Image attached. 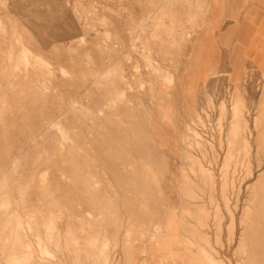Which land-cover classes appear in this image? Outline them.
<instances>
[{
    "label": "rangeland",
    "instance_id": "374dc122",
    "mask_svg": "<svg viewBox=\"0 0 264 264\" xmlns=\"http://www.w3.org/2000/svg\"><path fill=\"white\" fill-rule=\"evenodd\" d=\"M211 1L0 0V177L15 166L11 205L18 207L27 242H36L31 217L33 209L41 211L40 231L48 254H40L39 264H139L148 248L161 256L154 262L159 264L163 254L151 240L157 226L168 230L174 222L173 236L179 239L181 230L200 226L192 212L188 217L198 224L188 220L185 210L194 200L185 184L200 164L217 178L218 212L223 214L220 245L213 236L220 221L218 207L209 196L202 200L212 185L200 174L202 182L194 184L204 194L197 200L210 202L206 206L218 251L214 253L228 264L242 263L236 253L245 227L241 221L264 218V178L258 183L264 173V71L245 72L236 80L217 75L201 86L190 78V66L209 41L205 36L212 26ZM246 119L254 128L250 157L241 143ZM16 161L20 165H13ZM32 169L37 178L50 170L53 197L28 194L34 188L26 190L30 183L24 177ZM223 174L229 176L226 198ZM18 186L29 196H22ZM253 235L252 230L246 235L247 247ZM187 239L180 241L184 249L197 255V243L188 245ZM36 248L32 244L31 249ZM144 259L140 264H149ZM0 264L7 263L1 259Z\"/></svg>",
    "mask_w": 264,
    "mask_h": 264
},
{
    "label": "bare ground",
    "instance_id": "6f19581e",
    "mask_svg": "<svg viewBox=\"0 0 264 264\" xmlns=\"http://www.w3.org/2000/svg\"><path fill=\"white\" fill-rule=\"evenodd\" d=\"M154 1V0H153ZM3 3V2H2ZM68 4V3H67ZM145 8V7H144ZM144 8H141V9H143L144 10ZM155 8V7H154ZM140 9V10H141ZM147 11H148V9H146ZM151 12V11H150ZM155 13H156V11H154ZM162 12V11H161ZM139 13H141V12H139ZM146 14L148 13V12H145ZM154 13V14H155ZM142 16H144V13H142ZM141 16V17H142ZM147 16V15H146ZM146 16H144V17H146ZM173 16V15H172ZM152 18V17H151ZM182 18V17H181ZM178 19V18H177ZM137 20H139V19H137ZM144 20V19H143ZM142 20V21H143ZM131 21V20H130ZM141 21V22H142ZM144 22V21H143ZM16 23V25H17V22H15ZM132 23V22H131ZM137 23V22H136ZM141 24V23H140ZM142 25V24H141ZM13 27V26H12ZM140 27H142V26H140ZM114 28V27H113ZM137 28V27H136ZM12 29V28H11ZM14 29H17V28H14ZM117 29H118V27H117ZM138 29V28H137ZM141 30V29H140ZM147 30V29H146ZM118 31V30H117ZM132 31V30H131ZM162 31H164V30H162L161 29V32ZM147 32V31H146ZM67 34V33H66ZM158 34V33H157ZM145 35V34H144ZM160 35V34H159ZM166 35V34H165ZM13 36V35H12ZM142 36V35H141ZM143 37V36H142ZM11 38H13V37H11ZM129 38H131V37H129ZM163 39H164V37H162ZM161 38V39H162ZM34 39V38H33ZM133 40V39H132ZM134 41V40H133ZM142 41V40H141ZM166 41V40H165ZM14 42V41H13ZM113 42H115V41H113ZM163 42V41H162ZM15 43V42H14ZM166 43V42H165ZM14 48V47H13ZM60 48V47H59ZM6 49V48H5ZM179 49V48H178ZM45 50H47V49H45ZM99 50H101V49H99ZM172 50V49H171ZM14 51V50H13ZM12 51V53H14ZM102 51V50H101ZM120 51V50H119ZM187 51V50H186ZM21 53V52H20ZM30 53V52H29ZM186 53V52H185ZM9 55H11V54H9ZM183 55V54H182ZM18 57V56H17ZM121 57V56H120ZM186 57V56H185ZM10 59V58H9ZM14 59V58H13ZM19 60V59H18ZM155 60V59H154ZM173 60V59H172ZM171 60V61H172ZM5 61V60H4ZM136 61V60H135ZM167 61V60H166ZM11 62V61H10ZM42 62V61H41ZM13 63V62H12ZM16 63H18V61L16 62ZM14 64V63H13ZM18 64H20V63H18ZM17 64V65H18ZM43 64V63H42ZM45 65H46V63H45ZM6 66V65H5ZM14 66H15V64H14ZM13 66V67H14ZM7 68V67H6ZM52 68V67H51ZM8 69V68H7ZM65 69V68H64ZM121 69V68H120ZM66 70V69H65ZM7 71V70H6ZM123 71V70H122ZM152 71H154V70H152ZM8 72V71H7ZM160 72V71H159ZM6 74V73H5ZM49 74V73H48ZM100 74V73H99ZM50 76V75H49ZM158 76V75H157ZM0 77H1V75H0ZM6 77V76H5ZM101 79V78H100ZM126 79V78H125ZM158 79V78H157ZM24 85H26V84H24ZM50 85V84H49ZM23 86V85H22ZM27 86V85H26ZM25 86V87H26ZM5 87V86H4ZM118 89V88H117ZM151 89V88H150ZM22 90V89H21ZM20 90V91H21ZM119 90V89H118ZM22 93H24V92H21V95H22ZM83 93V92H82ZM26 94V93H25ZM152 95V94H151ZM77 96V95H76ZM161 97V96H160ZM75 99H76V97H75ZM79 99V98H78ZM111 99H113L112 97H111ZM121 99V98H120ZM146 99V98H145ZM24 100V99H23ZM126 100V99H125ZM110 101V100H109ZM112 101V100H111ZM146 101V100H145ZM156 101V100H155ZM107 102H108V100H107ZM101 105V104H100ZM96 106V105H95ZM148 106V105H147ZM97 107V106H96ZM100 107V106H99ZM90 108V107H89ZM124 108V107H123ZM99 110V109H98ZM45 111V110H44ZM92 112V111H91ZM99 112H100V110H99ZM16 113V112H15ZM61 115V114H60ZM125 115V114H124ZM161 116V115H160ZM162 117V116H161ZM163 118V117H162ZM56 119V118H55ZM54 119V120H55ZM61 120V119H60ZM247 120V119H246ZM249 120V119H248ZM246 121V123H245V127H244V130H245V132H246V135L245 136H243V138H242V142L241 143H243L244 144V148H245V151H247V155L250 157V156H252L251 155V152H253V150H252V142H253V140H254V132H253V129H251V127H250V122L249 121ZM253 120V119H252ZM21 121V120H20ZM56 121V120H55ZM194 121V120H193ZM17 122L19 123V121L17 120ZM184 122V121H183ZM55 123V122H54ZM254 123H255V120L253 121V124H251V125H254ZM19 124H21V123H19ZM62 124V123H61ZM75 125V124H74ZM243 126V125H242ZM258 126V125H257ZM29 127V126H28ZM28 127H27V129H28ZM49 127V126H48ZM81 127V126H80ZM139 127V126H138ZM45 128V127H44ZM60 128H62L61 126H60ZM26 129V130H27ZM43 129V128H42ZM21 130V129H20ZM29 130V129H28ZM64 130H65V128H64ZM67 130V129H66ZM69 130V129H68ZM89 130V129H88ZM91 130V129H90ZM62 131V130H61ZM243 131V130H242ZM256 131V130H255ZM259 131H260V129H259ZM20 132V131H19ZM22 132V131H21ZM39 132V131H38ZM63 132V131H62ZM257 132V131H256ZM255 132V133H256ZM261 132H263V131H261ZM26 133V132H25ZM170 133V132H169ZM66 135V134H65ZM37 136V135H36ZM75 136V135H74ZM261 136H263V134L261 135ZM38 137V136H37ZM58 137V136H57ZM79 137V136H78ZM257 137V136H256ZM54 138V137H53ZM258 138H259V134H258ZM241 139V138H240ZM260 139V138H259ZM262 139V138H261ZM255 140H257L256 138H255ZM264 140V139H263ZM32 142H33V140H32ZM258 142V141H257ZM171 143V142H170ZM259 143V142H258ZM257 143V145H259ZM261 143H262V141H261ZM260 143V144H261ZM6 144H7V142H6ZM5 144V145H6ZM9 144V143H8ZM7 144V145H8ZM55 144V143H54ZM195 144H196V142H195ZM256 144V143H255ZM262 144H264V143H262ZM4 145V144H3ZM10 145V144H9ZM61 145V144H60ZM196 145H198V144H196ZM206 145V144H205ZM254 146V145H253ZM10 147V146H9ZM25 147V146H24ZM61 147V146H60ZM66 147H68V146H66ZM214 147V146H213ZM263 147V145H261V148ZM71 148V147H70ZM264 148V147H263ZM1 149V148H0ZM211 149V148H210ZM259 149H260V147H259ZM7 150V149H6ZM264 150V149H263ZM50 151V150H49ZM259 151H261V149L259 150ZM10 152V151H9ZM56 152V151H55ZM262 152V151H261ZM22 153H24V151L22 152ZM36 153V152H35ZM207 153V152H206ZM264 153V152H263ZM263 153H260L259 152V156L260 157H262L263 156ZM261 154H262V156H261ZM53 155V154H52ZM206 155V154H205ZM10 156V155H9ZM37 156V155H36ZM63 156H65V155H63ZM100 156V155H99ZM164 156V155H163ZM19 157V156H18ZM20 157H22V155H20ZM66 157V156H65ZM101 157V156H100ZM264 157V156H263ZM263 157L262 158H259V161L261 160V159H263ZM40 159V158H39ZM34 160V159H33ZM67 160V159H66ZM258 160V159H257ZM44 161V160H43ZM68 161V160H67ZM238 161H240V160H238ZM262 161V160H261ZM25 162V161H24ZM30 162H32V161H30ZM5 163V162H4ZM9 163V162H8ZM28 163V162H27ZM43 163H45V162H43ZM56 163V162H55ZM62 163V162H61ZM260 164H261V166H263L262 164H263V162H259ZM259 163H258V165H259ZM2 164V163H1ZM6 164V163H5ZM4 164V165H5ZM20 165V163L19 162H14L13 163V165ZM29 164H31V163H29ZM69 164V163H68ZM11 165V164H10ZM40 165V164H39ZM2 166V165H1ZM22 166H23V163H22ZM44 166V165H43ZM42 166V167H43ZM46 166V165H45ZM54 166V165H53ZM200 166V168H198V169H192V172L193 173H197L196 175H194V177L193 176H189L188 175V177H191V178H189L190 180V184L189 183H187V184H185V186L187 187L186 189V191H187V193L191 196V198H194V200L193 201H191V202H187L186 200H183V201H186L187 203V205L189 206V207H187L188 209H186V206L184 205V202L182 201V203H183V208H182V206H181V209H184V206H185V210L187 211V210H189L188 212H187V217L188 216H190V212H192V214H191V216L194 214L195 215V217H196V219L195 220H197L198 222H199V224H200V226H199V228H197V229H194V226L193 227H190V226H188L185 230L183 229V226L184 225H186L185 224V222H184V224H183V226H180V227H182V229L183 230H181V231H183V233H182V237H183V239H179V238H177V237H175V236H173L174 235V222H172L171 224H170V226L168 227V230H163L162 228H160L159 226H157V230H155V233L153 234V236L154 237H152L151 238V240H153V242H154V244H155V247L157 248V250H158V252L160 253V254H163V258L160 260V263L159 264H183V262L186 260L187 262H188V264H228V262L226 261V260H224V259H222V258H220V257H218V256H220V254L218 255V254H216V255H218V256H216L215 255V253H214V251H216V252H218L217 250H216V248L217 247H214V244L215 243H213V241H212V236H211V233H210V223H209V221H210V216H209V209L207 208V206L206 205H208L210 202H208L207 204H204V205H202L198 200H199V193H201L200 195H201V197H202V195H204V194H202L203 193V190H202V192H201V189L199 190L200 192H198V189L201 187H199L197 184H194V183H196L197 181H199V182H202L200 179H201V177H203V176H201L200 174H202V175H204V178H205V176L207 175L208 177H209V179H210V185H212V187H211V190H210V192H211V194L210 193H208V194H210V195H205V197H203L202 198V200L204 199V198H206L207 196H209V198H210V200L212 199V201H211V203L212 204H214L216 207H218L217 208V212L215 211V214H218V216H216L217 218L219 217V219L218 220H220L219 221V223H217L218 224V227H217V225H216V227H217V232H216V235H213V236H216V241L215 242H217L216 244H220L221 245V240H223L222 239V237H221V235H220V233L222 232L221 230H222V219H221V216L223 215V214H221V215H219V212H218V209H219V205H218V201H219V199L217 198V181H216V179L217 178H215V175L213 174V173H211L209 170H206V169H204V168H202V166H201V164L199 165ZM252 166V165H251ZM13 168V170H9V167L7 168V174L6 175H3V176H1L0 177V180L2 181L1 183H0V253H1V258H0V260L2 259V260H5L6 261V263L7 264H39L40 262H39V259H40V254L41 253H47L48 254V251L45 249V247L44 246H46V242H43L42 241V237H41V231H40V229H41V223H44V222H40L41 221V216H40V210L39 209H33V211H32V213H33V216L31 217L32 218V220H33V222L35 223V229L37 230V232H36V242H27L26 240H25V235H24V232L22 231V228H21V217H20V212H19V210H18V207H16V206H12L11 205V200H13L11 197H12V195H11V193L14 191L13 189H14V187H12V185H11V182L10 181H14L15 182V180H16V178H15V174L17 173L16 172V169H15V166H12ZM39 167V166H38ZM41 167V168H42ZM193 167H194V165H193ZM11 168V167H10ZM23 169H24V167H23ZM1 170V169H0ZM33 171H31L32 172V174H30V175H28V176H26V177H24V179L26 180V181H28L30 184H29V186L28 185H25V186H28V188L26 187V190H30L31 188H34V192L32 191V192H28V194H30L32 197H34V195H36L35 194V192L39 195V197L40 196H42V195H45L46 197H53L52 196V189H51V187L48 185V183H49V178L47 177V175H49V174H51V172H50V170H45L46 172L45 173H43V175L39 178H37V176H36V170L35 169H32ZM72 170V169H71ZM198 171H199V174H198ZM238 171V169L235 171V174H236V172ZM13 173L12 174V176L11 175H9L10 173ZM30 172V173H31ZM38 172V171H37ZM66 172V171H65ZM72 172V171H71ZM105 172V171H104ZM186 173H188V172H186ZM70 174V173H69ZM184 174V173H183ZM227 174V173H226ZM249 174L250 175H252L253 176V174H252V170H249ZM262 174H264V173H262ZM261 174V176H259V178H258V183L260 182V180H262L261 178H264V175H262ZM175 175V174H174ZM199 175L201 176L200 178H199ZM233 175V174H232ZM249 175V176H250ZM184 176V175H183ZM206 176V177H207ZM225 176H228V175H224L223 174V183H227V179H226V177ZM187 177V176H186ZM188 177H187V179H188ZM229 177V176H228ZM93 178V177H92ZM163 178V177H162ZM172 178V177H171ZM170 178V179H171ZM204 178H202V180H204ZM51 179H53V177L51 178ZM54 179H55V177H54ZM94 179H95V177H94ZM104 179V178H103ZM199 179V180H198ZM205 179H207V178H205ZM233 179V178H232ZM67 180V179H66ZM208 180V179H207ZM234 180V179H233ZM232 180V181H233ZM37 181H39V183L40 184H36L37 183ZM56 181V180H55ZM100 181V180H99ZM188 181V180H187ZM204 181H206V180H204ZM203 181V182H204ZM257 181V180H256ZM57 182H59V181H57ZM207 182V181H206ZM229 182V181H228ZM19 184H20V182H18ZM99 183H101V182H99ZM185 183V182H184ZM13 184V183H12ZM18 184V185H19ZM27 184V183H26ZM206 184V183H205ZM59 185V184H58ZM227 185H228V183L227 184H223L222 185V189H223V194H222V196L224 197V198H226V196H227V191H226V187H227ZM256 185H259V184H257L256 183ZM14 186V185H13ZM102 186V185H101ZM100 186V187H101ZM147 186V185H146ZM165 186V185H164ZM170 186V185H169ZM184 186V185H183ZM185 186H184V188H185ZM207 186H208V184H207ZM255 186V185H254ZM95 187V186H94ZM104 187H106L105 185H104ZM179 187V186H178ZM205 187V186H204ZM256 187V186H255ZM16 188H18L19 190H20V186H18V187H16ZM180 188V187H179ZM249 188V187H248ZM251 188V187H250ZM254 188V187H253ZM171 189V188H170ZM221 189V190H222ZM228 189V188H227ZM57 190V189H56ZM106 190V189H105ZM207 190V189H206ZM249 191H250V189H248ZM253 190V189H252ZM255 190H256V188H255ZM21 192H22V196H24V195H28L27 194V192H23L22 190H20ZM103 191V190H102ZM110 191V190H109ZM146 191V190H145ZM163 191V190H162ZM177 192V191H176ZM204 192H206V191H204ZM248 192V191H247ZM252 192H254V191H252ZM167 193V192H166ZM207 193V192H206ZM249 193H251V192H249ZM16 194V193H15ZM176 194V193H175ZM180 194V193H179ZM263 194V193H262ZM14 195V194H13ZM57 195V194H56ZM59 195H61V194H59ZM106 195H107V192H106ZM184 196H186V198H190V196H187V195H185V194H183ZM182 195V196H183ZM264 195V194H263ZM29 196V195H28ZM165 196V195H164ZM163 196V197H164ZM38 197V198H39ZM63 197V196H62ZM212 197V198H211ZM168 198V197H167ZM166 198V199H167ZM181 198V197H180ZM191 198L188 200V201H190L191 200ZM208 198V199H209ZM227 198H229V197H227ZM81 199V198H80ZM83 199V198H82ZM81 199V200H82ZM184 199H185V197H184ZM198 199V200H197ZM207 199V200H208ZM31 200V199H30ZM160 200V199H159ZM207 200H204V202L205 201H207ZM209 200V201H210ZM262 200V199H261ZM40 201V200H39ZM90 201H91V199H90ZM89 201V202H90ZM200 201H201V199H200ZM19 202V201H18ZM203 202V201H202ZM226 202H228V199H226ZM80 203V202H79ZM82 203V202H81ZM80 203V204H81ZM96 203V202H95ZM166 203V202H165ZM261 203H263V202H261ZM28 204H29V202H28ZM43 204V203H42ZM84 204V203H83ZM161 204V203H160ZM47 206V205H46ZM263 206H264V203H263ZM72 208H73V206H72ZM113 208V207H112ZM264 208V207H263ZM48 209V208H47ZM125 209H127V208H125ZM164 209V208H163ZM66 210H67V208H66ZM74 210V209H73ZM101 210V209H100ZM245 210V209H244ZM64 211V210H63ZM158 211V210H157ZM180 211H182V210H180ZM185 211V212H186ZM44 212V211H43ZM65 212V211H64ZM68 212V211H67ZM114 212V211H113ZM246 212V211H245ZM258 212V211H257ZM260 212V211H259ZM259 212H258V214H259ZM47 213V212H46ZM72 213V212H71ZM101 213V212H100ZM162 213H164L163 211H162ZM179 213V212H178ZM232 213V212H231ZM51 214V213H50ZM130 214V213H129ZM180 214V213H179ZM183 214V213H182ZM189 214V215H188ZM43 215V214H42ZM116 215V214H115ZM120 215V214H119ZM127 215V214H126ZM162 215V214H161ZM184 216L183 217H185V213L183 214ZM260 215H261V213H260ZM44 216V215H43ZM69 216H70V214H69ZM103 216V215H102ZM204 216V217H203ZM233 216V215H232ZM244 216V215H243ZM66 217H68V215L66 216ZM65 217V218H66ZM97 217V216H96ZM111 217H113V216H111ZM186 217V218H187ZM203 217V219H201ZM215 216H214V218H216ZM264 217V216H263ZM45 218V217H44ZM47 218H48V215H47ZM56 218V217H55ZM75 218V217H74ZM189 218V217H188ZM192 218H193V216H192ZM216 218V219H217ZM234 218V217H233ZM49 219V218H48ZM48 219L46 220V219H44V220H46L47 222H49L50 221V219H49V221H48ZM67 219H69V218H67ZM112 219V218H111ZM216 219H214V220H216ZM31 220V221H32ZM110 220V219H109ZM121 220V219H120ZM188 220H192L193 222H194V220L193 219H188ZM212 220V219H211ZM28 221V220H27ZM71 221V220H70ZM160 221V220H159ZM182 221H185V220H182ZM181 221V222H182ZM197 221H195V222H197ZM233 221V220H232ZM26 222V221H25ZM53 222V221H52ZM64 222V221H63ZM72 222V221H71ZM194 222V224H195V226H196V224H198V223H195ZM218 222V221H217ZM243 224H244V233H243V239H242V241L240 242L241 243V246H240V251H238L237 252V250H236V253H240L239 255H240V259H239V261H242V263H240V264H264V237L262 236V232H261V230H262V228H263V226H264V218H262L261 216H257V215H255L253 218L252 217H248L247 219L245 218L244 220H242L241 221ZM33 223V224H34ZM73 223V222H72ZM113 223V222H112ZM132 223V222H131ZM186 223H190V222H186ZM211 223H213V222H211ZM214 223H215V221H214ZM28 224V223H27ZM48 224V223H47ZM46 224V225H47ZM55 224V223H54ZM57 224V223H56ZM127 224V223H126ZM137 224V223H136ZM182 224V223H181ZM117 225V224H116ZM121 225V224H120ZM132 225H134V224H132ZM190 225V224H189ZM192 225H193V223H192ZM212 225H214V224H212ZM234 225V224H233ZM62 226V225H61ZM242 227H243V225H241ZM59 227V226H58ZM119 227V226H118ZM186 227V226H185ZM213 227H215V226H213ZM50 228H51V226L50 225H48V229L50 230ZM62 228V227H61ZM64 228V227H63ZM108 228H109V226H108ZM117 228V227H116ZM31 229V228H30ZM33 229V228H32ZM105 229V228H104ZM112 229V228H111ZM111 229H109L110 231H111ZM232 230H234L235 231V229L234 228H231ZM243 229V228H242ZM264 229V228H263ZM119 230V229H118ZM231 230V231H232ZM250 230H252L253 231V233H254V235H253V237H251L250 238V241H251V247L250 246H248L247 247V237H246V235L248 234V232L250 231ZM50 231H52V230H50ZM61 231V230H60ZM128 231V230H127ZM47 232V231H46ZM62 232V231H61ZM113 232V231H112ZM150 232V231H149ZM152 232V231H151ZM151 232H150V234H151ZM49 232H47L46 234H48ZM109 233V232H108ZM107 233V234H108ZM51 234V233H50ZM50 234H49V236H50ZM56 234V233H55ZM106 234V233H105ZM106 234V235H107ZM110 234V233H109ZM250 234V233H249ZM252 234V233H251ZM250 234V235H251ZM58 235V234H57ZM114 235V234H113ZM112 235V236H113ZM116 235H118V234H116ZM188 235V236H187ZM189 235H190V237L191 238H189ZM232 235H235V233H233ZM241 235V234H240ZM61 236V235H60ZM115 236V235H114ZM186 236V237H185ZM193 236L194 237H196V239H193ZM64 237V236H63ZM66 237V236H65ZM117 237H119V236H117ZM116 237V238H117ZM142 237H144V235L142 236ZM221 237V238H220ZM55 238H56V236H55ZM58 238H59V236H58ZM61 238H62V236H61ZM123 238V237H122ZM188 238V239H187ZM233 238V237H232ZM45 239H46V236H45ZM50 238L48 237V240H49ZM57 239V238H56ZM74 239V238H73ZM108 239V238H107ZM184 239H187V242H188V245H193L194 243L198 246V254L197 255H190V250L192 251V249H190V250H188V249H184V245H183V243H181L180 241L181 240H184ZM198 239V240H197ZM54 240V239H53ZM60 240V239H59ZM58 240V241H59ZM62 240V239H61ZM63 240H64V238H63ZM214 240V239H213ZM231 240H233V239H231ZM47 241V240H46ZM58 241L56 242L55 241V243L56 244H58ZM70 241H72V240H70ZM69 241V242H70ZM84 241V240H83ZM82 241V243H84ZM119 241V240H118ZM194 241H196V242H194ZM48 242V241H47ZM54 242V241H53ZM52 242V243H53ZM75 242V243H74ZM74 245L73 246H75V244L78 242H76V240L74 239ZM86 242V241H85ZM183 242V241H182ZM34 243H36V250H33V249H31L32 248V244H34ZM59 243H60V241H59ZM65 243H68V242H65L64 241V243L63 244H65ZM72 242L70 243L71 245L73 244ZM107 243H109V242H107ZM116 243V242H115ZM128 243V242H127ZM54 244V243H53ZM109 244H111V243H109ZM47 245H48V243H47ZM49 245H52V244H49ZM84 245H86V243H84ZM116 245H118V244H116ZM149 245V244H148ZM186 245V244H185ZM195 245V246H196ZM219 245V246H220ZM249 245V244H248ZM53 246V245H52ZM60 246V245H59ZM68 246H69V244H68ZM76 246H77V244H76ZM83 246V245H82ZM101 246V245H100ZM150 246V245H149ZM218 246V245H217ZM54 247L56 248V246L54 245ZM58 247V246H57ZM65 247H67V246H65ZM87 247V246H86ZM114 247V246H113ZM47 248H49V247H47ZM59 249H61V247H58ZM62 248H63V246H62ZM75 248V250H76V247H74ZM81 248V247H80ZM88 248V247H87ZM189 248V247H188ZM77 249H78V247H77ZM89 249H92V248H89ZM89 249H87V250H89ZM238 249V248H237ZM61 250H64V251H66L65 249H61ZM71 250V249H70ZM74 250V249H73ZM239 250V249H238ZM63 251V252H64ZM68 252H69V248H68V250H67ZM78 250H76V252H77ZM85 251V250H84ZM144 251H146V250H144ZM75 252V251H74ZM107 252V251H106ZM122 252V251H121ZM61 253V252H60ZM88 252H86V254H87ZM94 253V252H93ZM113 253V252H112ZM193 253V252H192ZM197 253V252H196ZM64 254V253H63ZM75 254V253H74ZM80 254V253H79ZM89 254H92L91 253V250H90V253ZM87 255V256H90V255ZM145 254V253H144ZM194 254V253H193ZM69 255H71V254H69ZM116 255H117V253H116ZM127 255V254H126ZM238 255V256H239ZM42 256V255H41ZM64 256V255H63ZM74 256V255H73ZM99 256V255H98ZM75 257H76V255H75ZM85 257H86V255H85ZM100 257V256H99ZM147 257V256H146ZM70 258V257H69ZM72 259L74 258V257H71ZM78 258V257H77ZM83 258V257H82ZM86 258H88V257H86ZM101 258V257H100ZM102 258H103V256H102ZM76 259V258H75ZM80 259V258H79ZM146 259V258H145ZM144 259V260H145ZM91 260V259H90ZM101 260V259H100ZM103 260V259H102ZM101 260V261H102ZM147 260V259H146ZM249 260L251 261L250 263H249ZM43 261V260H42ZM48 261V260H47ZM73 261H74V259H73ZM77 261H81V260H78L77 259ZM77 261H75V262H77ZM89 261H87V263H88ZM143 262V261H142ZM81 263H82V261H81ZM90 263V262H89ZM96 263H97V261H96ZM124 263H126V262H124ZM148 263V262H147ZM43 264V263H42ZM47 264V263H46ZM49 264H52V263H49ZM73 264V263H72ZM75 264V263H74ZM77 264V263H76ZM86 264V263H85ZM156 264V263H155Z\"/></svg>",
    "mask_w": 264,
    "mask_h": 264
},
{
    "label": "crops",
    "instance_id": "0c3cea01",
    "mask_svg": "<svg viewBox=\"0 0 264 264\" xmlns=\"http://www.w3.org/2000/svg\"><path fill=\"white\" fill-rule=\"evenodd\" d=\"M211 20L205 36L209 41L190 66L196 85H205L217 75L236 80L245 72L264 71V0H212ZM144 258L153 264L161 256L148 248L139 264Z\"/></svg>",
    "mask_w": 264,
    "mask_h": 264
}]
</instances>
